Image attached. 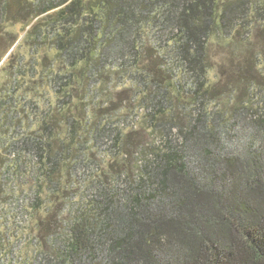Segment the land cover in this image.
I'll return each mask as SVG.
<instances>
[{
    "label": "trees",
    "instance_id": "obj_1",
    "mask_svg": "<svg viewBox=\"0 0 264 264\" xmlns=\"http://www.w3.org/2000/svg\"><path fill=\"white\" fill-rule=\"evenodd\" d=\"M256 32L264 0H0V193L22 203L30 181L38 210L72 201L76 177L95 173L55 254L34 264H264ZM217 42L231 46L228 74H245L247 101L230 81L215 93ZM132 90L164 137L141 146L133 175L93 159L109 140L112 155L128 153L132 131L109 104Z\"/></svg>",
    "mask_w": 264,
    "mask_h": 264
},
{
    "label": "rangeland",
    "instance_id": "obj_2",
    "mask_svg": "<svg viewBox=\"0 0 264 264\" xmlns=\"http://www.w3.org/2000/svg\"><path fill=\"white\" fill-rule=\"evenodd\" d=\"M14 30L16 33L22 34L19 25L15 26ZM250 39L248 44L250 47L249 53L261 51V47L264 45V32L263 35H259V32H256ZM230 50L231 46L229 45L219 42L214 45V66L209 75L216 87L215 93H220L223 90L226 91L228 89L227 81H230L231 84L236 86V100L247 101L245 74L236 73L234 76L229 77L228 72L233 67L229 56ZM222 72H224V75H222ZM230 83L229 85H231ZM257 84L258 89L255 90L254 98L252 97L254 105L262 102L264 79L259 76ZM130 86L132 85L129 83L121 84L119 89L124 90V88ZM133 93L134 90L122 93L121 100L109 104L113 108L116 107L114 111L119 110V113L115 114L120 115V118L123 120L122 123L124 122L122 126H124L125 130L127 132L132 131L125 142V149L128 153L123 157L112 155L114 151H110L112 150V141L110 140L105 146L95 147V152L93 153V159L100 167L107 169L110 166L108 157L111 155L112 170L125 169L131 175L137 171L140 165L141 146H147L148 144L161 145L164 139L161 133H153L146 128L144 116L146 108L140 104L139 99H134ZM93 170L95 172L96 170L98 171L96 165H93ZM90 172L86 171L85 174H79L76 177V186L74 188L76 189L77 196L72 201L57 200V202L50 203V206H47V203L44 202L38 210L32 208L31 202L33 199L27 195V192L30 190V181H24L23 183L24 195H26L22 203L21 200L19 202L16 200L7 201L5 200L4 193L3 195L2 192L0 193V264H34L35 258L40 252L51 256L55 254L56 247L53 245V239L56 234L66 233L67 226L65 222L69 221L75 211L72 208V203L79 202L83 206L87 201L85 198L93 195L82 187L85 182H88L95 175V173H92V170ZM1 191H3V188H1ZM20 191L22 192V189ZM40 195L45 198L44 193H40ZM21 198L22 194H20ZM21 204L27 206V213L22 214L19 212ZM7 212H10V216H7ZM56 225L58 226L55 227Z\"/></svg>",
    "mask_w": 264,
    "mask_h": 264
}]
</instances>
